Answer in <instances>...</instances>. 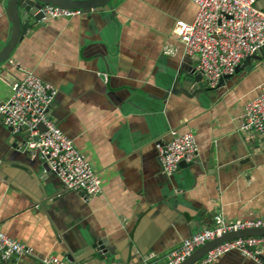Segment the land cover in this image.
I'll return each instance as SVG.
<instances>
[{
	"label": "crops",
	"instance_id": "1",
	"mask_svg": "<svg viewBox=\"0 0 264 264\" xmlns=\"http://www.w3.org/2000/svg\"><path fill=\"white\" fill-rule=\"evenodd\" d=\"M5 6L0 0V41L9 28ZM255 6L264 12V0ZM113 7L112 18L91 12L35 23L0 66V103L22 70L56 90L48 114L101 181V193L87 201L66 190L30 156L27 132L14 134L0 119V228L29 248L11 264L62 259L64 242L101 244L125 264L151 254L148 264H163L218 214L226 222L264 215V143L238 127L245 103L264 90V56L241 69L242 61L214 90L196 92V59L172 32L176 22L193 20L195 5L117 0ZM172 131L192 133L198 151L166 175L155 144ZM38 172L55 198L42 209ZM212 264L258 263L230 252Z\"/></svg>",
	"mask_w": 264,
	"mask_h": 264
},
{
	"label": "built area",
	"instance_id": "2",
	"mask_svg": "<svg viewBox=\"0 0 264 264\" xmlns=\"http://www.w3.org/2000/svg\"><path fill=\"white\" fill-rule=\"evenodd\" d=\"M190 1L196 7L193 20L176 22L172 32L182 44L185 55L196 59L195 72L201 75L208 88L215 89L224 75H232L245 58L264 46V12L256 8L257 0ZM38 12L42 22L81 14L79 10L49 5H43ZM171 52L169 48L164 49L166 54ZM22 73L21 79L12 83L10 97L0 103L2 124L14 134L27 132L25 147L30 156L43 160L48 171L66 190L81 193L85 201L100 194V178L48 114L56 90L33 72L22 70ZM238 127L244 134H254L264 143V90L245 103ZM155 146L161 170L166 175L174 173L179 164L191 163L197 157V144L190 132L172 131L168 140L159 141ZM248 216L226 222L221 214L216 215L210 227L190 235L169 250L163 264H181L197 248L225 233L264 228V215L250 213ZM263 248L264 236L237 238L215 246L195 264H212L230 252L264 264ZM27 254L26 244L7 236L0 228V264H11L13 259L18 261ZM153 259L151 254L144 258L143 264ZM39 264L68 263L50 255L42 257Z\"/></svg>",
	"mask_w": 264,
	"mask_h": 264
},
{
	"label": "water",
	"instance_id": "3",
	"mask_svg": "<svg viewBox=\"0 0 264 264\" xmlns=\"http://www.w3.org/2000/svg\"><path fill=\"white\" fill-rule=\"evenodd\" d=\"M116 1L117 0H5V14L8 19L9 28L5 39L0 41V66L9 60L17 44L22 40L23 35L30 28V26L41 22L42 15L38 11L43 5L69 10H79L81 14H90L91 12L103 15L106 14L108 18H112L114 17L113 4ZM263 56L264 46H262L256 54L245 58L240 66L241 69L244 66L249 65L252 60H261ZM238 67L235 69V73L237 72ZM226 77L227 75H224L220 82ZM193 81L195 84L192 85V90H195L196 92L203 91L206 93L208 91L214 90L208 88L207 85L202 82L200 74H196V76L193 78ZM39 128L42 130L41 126H39ZM183 164L186 163L179 164L178 168H180ZM36 178L37 183L41 185L40 189L42 192V202L37 204V207L41 209L43 207L47 208L48 205L54 202L55 198L51 194L48 195V193L45 191V188L43 189V178L40 176L39 172L36 174ZM79 194L81 195V193ZM259 236H264V228L243 229L235 232L225 233L222 236L216 237L214 240L209 241L197 248L181 264H195L201 258H203L209 250L220 243L231 241L237 238ZM63 244L64 249L62 250V259L68 264H91L93 261L103 264H125L122 257L115 258L114 254L109 252V249L101 246V244L98 243L85 244L84 247L77 248L72 247L66 242ZM137 255L138 257H141L144 254L140 249H137Z\"/></svg>",
	"mask_w": 264,
	"mask_h": 264
}]
</instances>
